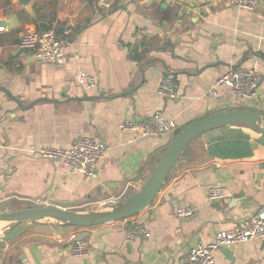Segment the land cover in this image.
<instances>
[{"label": "crops", "instance_id": "1", "mask_svg": "<svg viewBox=\"0 0 264 264\" xmlns=\"http://www.w3.org/2000/svg\"><path fill=\"white\" fill-rule=\"evenodd\" d=\"M96 1L32 0L28 12L18 0H0V211H87L137 190L175 132H122L123 118L145 120L159 110L181 129L216 111L264 112V0L254 10L228 0H114L106 12ZM44 26L69 40L61 64L33 60L18 45L23 32ZM140 29L145 34L135 39ZM231 64L261 73L262 97L239 102L225 86L208 96ZM81 70L95 76L94 87L78 84ZM169 75L175 97L158 93ZM83 135L107 148L96 177L29 153L68 148ZM262 162L264 134L246 126L208 130L184 148L152 203L129 216L149 238L127 240L120 221L77 227L42 219L3 241L10 223L0 220V264H178L190 245L210 243L217 230L264 217ZM213 185L224 188L223 199L207 200ZM179 206L194 212L179 217ZM74 231L91 242L87 256L69 253ZM214 264H264V236L219 248Z\"/></svg>", "mask_w": 264, "mask_h": 264}, {"label": "built area", "instance_id": "2", "mask_svg": "<svg viewBox=\"0 0 264 264\" xmlns=\"http://www.w3.org/2000/svg\"><path fill=\"white\" fill-rule=\"evenodd\" d=\"M114 0H97L96 3L102 12L111 7ZM227 5L239 8L254 10L260 5V0H228ZM145 30L140 29L135 33V39H141ZM69 40L65 35H58L54 28L44 30L32 29L22 33L18 45L21 49L31 52L33 60L61 64L64 62L65 48ZM261 73L255 68L241 65H229L215 81V87L210 89L208 96L217 94V86L228 88L234 99L239 102L254 101L263 96L259 91ZM78 84L83 88H91L96 85V78L92 74L81 70L77 77ZM175 83L171 75L162 79L158 86V93L175 97ZM119 129L131 131L140 136L152 135L162 136L174 131L177 126L172 118H166L161 111H155L145 120H133L123 118L119 121ZM107 151L102 140L93 136L83 135L78 137L68 147L40 146L29 151L32 156L47 158L51 161L60 162L66 170L96 177V161L102 158ZM226 196L222 186L213 185L207 190L208 201H218ZM109 200L106 203H114ZM194 209L189 206H179L175 213L179 217L191 216ZM121 229L129 241L146 239L151 236L149 229L140 223L132 224L130 217L120 220ZM264 236V217L259 214H252L239 224L228 229H219L215 232L213 240L208 244L196 242L187 248L178 258V264H214L215 252L235 242H245ZM91 250V242L80 236L77 231L71 232L68 238V251L74 257L87 256Z\"/></svg>", "mask_w": 264, "mask_h": 264}, {"label": "water", "instance_id": "3", "mask_svg": "<svg viewBox=\"0 0 264 264\" xmlns=\"http://www.w3.org/2000/svg\"><path fill=\"white\" fill-rule=\"evenodd\" d=\"M18 2L28 12H32V0H18ZM164 38L168 44H171L167 35ZM222 126H246L264 134V112L247 108H234L216 111L190 122L173 136L150 174L141 180L137 190L128 193L124 198L114 203L103 205V208L76 211L54 205H45L0 211V220L10 223V230L2 235V240L6 241L13 238L27 222L54 219V221L68 226L87 227L116 222L124 217L143 211L152 203L184 148L202 133ZM261 166H264V162L261 163Z\"/></svg>", "mask_w": 264, "mask_h": 264}, {"label": "trees", "instance_id": "4", "mask_svg": "<svg viewBox=\"0 0 264 264\" xmlns=\"http://www.w3.org/2000/svg\"><path fill=\"white\" fill-rule=\"evenodd\" d=\"M45 27V29H48L49 28V26H44ZM42 30V29H41ZM55 32L57 33V34H60V31L58 30V29H56L55 28ZM180 131V129H178V128H176L175 130H174V132H175V134L176 133H178ZM130 216V215H129Z\"/></svg>", "mask_w": 264, "mask_h": 264}, {"label": "rangeland", "instance_id": "5", "mask_svg": "<svg viewBox=\"0 0 264 264\" xmlns=\"http://www.w3.org/2000/svg\"><path fill=\"white\" fill-rule=\"evenodd\" d=\"M245 107H247V106H245ZM248 108H251V107H248ZM98 208H103V206H102V207L100 206V207H98ZM95 209H97V208H95ZM77 227H80V226H77Z\"/></svg>", "mask_w": 264, "mask_h": 264}, {"label": "bare ground", "instance_id": "6", "mask_svg": "<svg viewBox=\"0 0 264 264\" xmlns=\"http://www.w3.org/2000/svg\"><path fill=\"white\" fill-rule=\"evenodd\" d=\"M50 220L54 221V219H50Z\"/></svg>", "mask_w": 264, "mask_h": 264}]
</instances>
